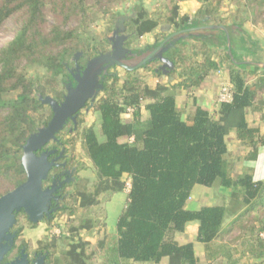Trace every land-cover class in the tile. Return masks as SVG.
I'll return each instance as SVG.
<instances>
[{
  "label": "trees",
  "instance_id": "trees-1",
  "mask_svg": "<svg viewBox=\"0 0 264 264\" xmlns=\"http://www.w3.org/2000/svg\"><path fill=\"white\" fill-rule=\"evenodd\" d=\"M115 1H0V27L11 16L24 15L15 38L0 49L1 196L26 180L21 160L23 146L40 126L33 112L41 111L45 106L50 109L39 96L50 95L58 78L64 84L67 79L74 82L69 73L72 63L67 57L69 53L75 56L82 44L78 28L68 27L69 22L84 23L96 10ZM167 1L170 12L165 21L174 31L210 23L224 25L229 30L230 50L225 31L212 30L218 34L190 37L195 40V49L201 59L192 54V50L184 49L187 39L179 40L176 47L164 53L175 64L169 74L180 70L176 83L159 82L150 86L133 75L135 70L127 71L122 84L118 85L121 77L106 75L101 91L103 96L95 103L101 114L104 139L100 141L92 127L83 133L97 181L93 191L79 190L76 197L82 208L98 203L105 193H110L109 201L115 193L125 189L124 177H131L127 204L117 221V234L108 235L100 243L106 264H161L164 260L166 264H199L194 244H180L176 240V235L183 234L192 221L199 224L197 241L204 245L207 264H213L218 258L224 261L222 264H238L239 259H234L228 246L217 245V240L234 228L241 229L242 219L250 213L264 211V179L255 180L252 168L234 178V159L229 154L227 138L234 133L247 150L241 158L243 161L258 160L260 148L264 147V131L250 123L248 110H264V68L235 58L233 45L237 46L239 41L245 43L246 38L237 39L233 30L240 29L247 20L253 24L264 21L261 18L264 0H247L252 17H245L235 26L224 23L225 18L215 9L222 0H200L204 7L197 17L182 13L180 2L183 0ZM135 11V17L125 22L127 29L131 25L134 38L154 32L160 25V18L149 16L143 6L136 7ZM49 12L56 20L51 25H48ZM222 44L225 53L219 51ZM82 49L87 60L102 53L96 47ZM23 61L46 68L50 77L44 84L27 77ZM226 61L230 63L234 87L232 101L218 104L215 115L201 106H196L187 116L181 113L176 106L177 92L199 87L211 70L220 69ZM85 62L79 60L78 63L83 66ZM259 70H262L260 74ZM160 73L161 70H154L155 75ZM252 77L255 80L249 84L248 79ZM15 92V97L8 99V95ZM52 97L61 100L62 94ZM143 101H148L149 116L145 121L140 111ZM128 106L136 108L131 121L124 120ZM49 119L43 121V125ZM131 136L135 138L133 143L120 141ZM196 184L209 188L218 185L230 190L228 203L203 205L198 209L189 207ZM53 217L54 214L45 220L51 221ZM229 217L232 219L225 225ZM260 221L259 229L251 228L248 237L242 241L243 253L253 259H264V220ZM83 228L90 229L91 225L73 227L72 231ZM86 244L80 241L71 245L66 252L69 264H87Z\"/></svg>",
  "mask_w": 264,
  "mask_h": 264
},
{
  "label": "rangeland",
  "instance_id": "rangeland-1",
  "mask_svg": "<svg viewBox=\"0 0 264 264\" xmlns=\"http://www.w3.org/2000/svg\"><path fill=\"white\" fill-rule=\"evenodd\" d=\"M1 1V0H0ZM186 1H193L195 6H200L196 8L195 6L188 5ZM217 1V0H213ZM198 2V4H197ZM247 0H222L220 6H215V9L220 12V15L225 18L224 23L230 26H235L242 21L245 17L251 15V8L247 5ZM191 4V3H190ZM200 4V5H199ZM181 10L183 8L184 14L191 12L192 17H197L200 14V9L204 7L200 0H183L180 2ZM143 6L149 16L159 17L161 20L158 28L152 32L145 34L140 38H131L127 41L126 46L132 49L144 50L149 46H152L156 42H160L165 35L174 31V28L170 25V29L165 32L161 31V26L167 24L165 21L166 15L170 12V4L167 0H116L112 5L98 9L94 12L92 17L88 18L84 23H78L77 20L69 22L68 27H76L79 31V42L83 47L98 48L99 51L105 52L111 49V43L106 41V39L113 35L115 29V23L119 17H130L132 14H136V7ZM264 19V7H262ZM194 12V13H193ZM48 25L56 22L53 15L49 12L47 15ZM24 19V15L21 13L15 14L8 18L3 25L0 27V49L7 46L16 36L19 27ZM128 19H125V22ZM258 24H253L251 20H247L242 23L240 29L233 30L237 39L240 37L246 38L245 43H237V46L233 45L234 56L239 61H248L256 63L261 69L264 68V21L260 20ZM124 22V25H125ZM237 23V24H235ZM212 24V23H210ZM130 25V24H128ZM234 29V28H233ZM128 30V31H127ZM131 25L126 28V33L132 34ZM186 51L192 50V54L199 56V52L195 49V40L192 38L187 39ZM243 44V46L241 45ZM179 47L183 45H178ZM78 52H82L79 60L85 62L87 57H83V49ZM225 53V45L222 44L219 47V51ZM227 52V51H226ZM68 60L74 66V55L69 53ZM199 59L201 57L199 56ZM23 71L27 77L39 81V83L44 84L50 77V72L41 66L22 62ZM161 65L160 61H153L147 66L139 68L133 74L138 76L142 82L147 83L150 86H155L157 83H176L179 81L180 70L175 71L173 74L167 73L166 76L161 74H154V70ZM230 63L226 61L224 65L216 71V74L211 76V80L216 86V89L220 88V84L225 81H231L230 78ZM113 73L117 77L122 79L118 80V85L122 84V80L127 76V71L121 67H113ZM262 70L258 71V74ZM210 75V73H209ZM255 78L252 77L248 79V83L252 84ZM55 82V89L50 92L51 96L66 93V85L63 83L61 78L57 79ZM218 83V84H217ZM15 93L8 95V99H13ZM178 94V92H177ZM218 95V93H217ZM103 96L100 92L95 101ZM147 101H143L141 106H144ZM129 107V106H128ZM126 107V109L128 108ZM134 107V106H130ZM217 107V106H216ZM192 109L191 112L192 113ZM126 112V111H125ZM212 115L216 114V110H212ZM50 109L45 106L41 111L33 112L34 117L38 119L39 127H43V121L50 118ZM144 116L142 115V118ZM132 114L125 113L124 120L131 121L133 119ZM80 124L78 130L73 134H68L67 131L61 132V137L65 139V144L67 148V153L69 154V164L76 165L77 171V182L68 186L65 191L71 192L72 194L66 196L63 202V207L54 214L51 221H46L45 219L38 223H31L27 221L26 216L17 215L19 219V225L17 226L21 231V236L26 239L30 247L34 248L37 245H48L52 251V259L50 264H69L66 252L71 248V245L80 241L86 242L85 246V256L87 258V264H106L105 252L100 246V243L108 235H116L117 231V220L120 214L124 211L127 204V190L118 192L111 203L108 202L110 193L102 194L99 197L98 203L89 206L88 208H82L79 206V200L76 197L79 190L93 191L95 183L97 181L96 169L94 168L85 148V140L83 133L85 129L92 127L99 137V140L104 139L101 132V114L99 110L96 109V104L88 109H82L80 114ZM248 119L250 123L254 126H259L262 131H264V110L263 111H253L248 110ZM125 138L123 141H127ZM229 146V154L234 159V164L232 167V174L234 178L242 175L248 171L247 166L243 165V160L241 159L247 152L240 142H237L234 136L227 138ZM262 159L264 157V152H262ZM261 171L264 174V160H261ZM264 176V175H263ZM264 179V178H263ZM126 176L124 177V181ZM208 189L210 198H202V204H218V203H228L229 197L220 194L219 186H212ZM230 191V190H229ZM126 193V194H125ZM1 196V194H0ZM194 204H191V208H195ZM232 217H229L225 221L227 225L231 221ZM264 220V211H258V213H250L242 219V228H234L228 234L220 237L217 240V245H226L232 251L234 259H239L238 264H264V259H253L249 258L247 254L243 253L242 241L246 239L249 235L251 228L259 229L261 226V221ZM90 224V229H79L78 231H72L73 227H79L81 225ZM257 232V230H255ZM263 237H264V233ZM22 238V239H23ZM224 261L221 258L213 261V264H222ZM138 264H152V263H138ZM199 264H207L205 259H202Z\"/></svg>",
  "mask_w": 264,
  "mask_h": 264
},
{
  "label": "water",
  "instance_id": "water-1",
  "mask_svg": "<svg viewBox=\"0 0 264 264\" xmlns=\"http://www.w3.org/2000/svg\"><path fill=\"white\" fill-rule=\"evenodd\" d=\"M125 19L120 17L115 25L113 35L109 37L111 49L107 52L87 60L83 70L77 63L82 52H77L74 56L76 65L72 70V77L75 83L66 84V93L62 102H58L52 96H39L44 104L51 106L53 116L47 126L39 127L32 133L23 146L22 164L26 172V180L13 190L0 196V264L5 254L11 249L16 232L11 229L17 222L16 215L24 211L30 222L38 223L45 218H50L57 210L52 207L53 201L60 200L61 195H57L58 190L67 183L62 181L58 186L56 182L45 187L44 182L48 179L49 173L56 160L61 158L65 149L61 151L58 158L49 160L53 151H43L37 154L48 142L56 138V134L62 130L69 119L77 122V113L89 101L93 106L98 94L103 89V80L108 75L111 67H121L126 71H135L153 61H160L161 65L156 71L161 70L163 76L175 69L172 60L164 56L170 48L176 47L181 39L196 37L200 34L210 35L212 30L221 29L227 34V43L230 50L229 30L224 25H203L178 31H173L153 50L132 49L126 46L131 34L126 33ZM170 29L169 24L161 26V31ZM131 57V59H130ZM256 64V63H255ZM6 264H25V257L22 260H15Z\"/></svg>",
  "mask_w": 264,
  "mask_h": 264
},
{
  "label": "flooded vegetation",
  "instance_id": "flooded-vegetation-1",
  "mask_svg": "<svg viewBox=\"0 0 264 264\" xmlns=\"http://www.w3.org/2000/svg\"><path fill=\"white\" fill-rule=\"evenodd\" d=\"M135 15L136 14H132L129 18L126 17L125 19L129 20V19L135 17ZM115 25H116V23H115ZM171 33H172V31L170 33H168L167 35H165L164 38H166ZM164 38L160 42H156L155 44H157V46H158V44H160L164 40ZM153 45L149 46L148 49L153 50L154 49ZM144 50H146V49H144ZM105 52H107V51H105ZM130 59H131V57H130ZM78 62H79V60L77 61V63ZM86 62L83 66H81L78 63L81 66V70L84 69ZM155 62H157V61H155ZM75 65H76V62H75ZM75 65L73 67L69 68V73L71 76H72V70H74ZM112 68L113 67L108 69V75H114L115 74V73H113ZM68 82H72V81L67 79V82L65 83V85ZM73 83H75V82H73ZM64 95H65V93L62 95L61 100H58V99H56V100L59 103L62 102L64 99ZM46 105H48V104H46ZM89 107H92V106L90 105V102L88 101L82 109H84V108L88 109ZM50 109L52 111L51 106H50ZM81 110H79L77 113V118H76L77 122L76 123L72 119H69L67 121V123L65 124L64 128L56 134V138L52 139L41 150L37 151V154H41L43 151H53V153L49 156V160H53V159L58 158L61 154V151L63 149H65L64 154L61 156V158L56 160V164L51 169L49 176H48V179L44 182V186L47 187V186L52 185L54 182H56V184L59 186L62 181H65V180L67 181V183L64 184L57 192V195H61L60 200L57 203L55 201H53L52 207H56L57 210L54 211L52 213V215L55 214L57 211H59L63 207V202L65 201L66 196L72 194L71 192L65 191V189L68 186L77 182L78 168L76 165H70L69 164V154L67 153L65 139L62 138L60 134H61V132L65 131V130L67 131L68 134H73L78 130L79 124H80L79 118H80ZM52 116H53V111H52L51 117L48 120L47 124L51 120ZM47 124L43 125V126H47ZM19 214L26 216L27 221L30 222L27 214L24 211L19 212L17 215H19ZM17 215H16L17 222L14 225V227L11 229V232H16V237L14 238V243H13L11 249L5 254L1 264L11 263L17 259L22 260L24 257H25V264H50L51 259H52V251L50 250L49 246L46 247V245H42V246L37 245L34 248L30 247L28 241L21 236V231L17 227L19 225V222H20L19 221L20 218H18Z\"/></svg>",
  "mask_w": 264,
  "mask_h": 264
},
{
  "label": "crops",
  "instance_id": "crops-1",
  "mask_svg": "<svg viewBox=\"0 0 264 264\" xmlns=\"http://www.w3.org/2000/svg\"><path fill=\"white\" fill-rule=\"evenodd\" d=\"M185 3H189L188 5L195 6L194 5L195 3H193V1H186L183 4H185ZM197 4H198V2H197ZM195 7L198 9L200 8V6H195ZM183 11H186V9L183 8ZM183 11H182V13H183ZM189 14L192 15L191 12ZM211 33L218 34V32H216V31L211 32ZM215 74H216V71L211 70L210 75H208V77L205 79V81L199 87L191 88L188 90H183L176 95V106L181 113H183L185 116H187L188 114H190L191 109L193 111L195 110L196 106H201V107L209 110L210 112H212V110H214V109L215 110L217 109V107H218V104H217L218 88L216 89V86H214V83L211 80V76L215 77V76H213ZM147 103H148V101L145 103L144 106H140L141 118L143 115L144 117L142 118V120H144V121L149 116V111L146 109ZM232 136H234L235 139L237 140L234 133H231L228 137H232ZM125 138H129V137H123L120 139V141L124 140ZM123 142H126V141H123ZM237 142H239V141L237 140ZM262 152H264V147L260 148L259 157H258L257 161H243L244 166H247V168H252L255 180H262L264 178V176H263L264 174L261 171V160H262V162L264 160V157L262 159V155H261ZM205 188H209V187H205V186L200 185V184H196L194 186L192 193H191V197L189 199V207L191 204L196 205V206H194L195 207L194 209H198L203 205H214V204H202V202H201L202 198L206 197L207 199H209L210 195H211L209 193L208 189H205ZM219 189H220V194L223 196V198L230 193V191L228 189H224L221 187ZM116 194L117 193H115L111 197V199L108 201L109 203L112 202V200ZM127 198H128V193H127ZM218 204H220V203H218ZM198 227H199L198 222H196V221L189 222L186 226L185 232L183 234H177L176 235V240L180 244L192 242L194 244L195 254L201 262L202 259L205 258V249H204V245L197 241ZM116 231H117V228H116ZM161 264H166V261L164 260Z\"/></svg>",
  "mask_w": 264,
  "mask_h": 264
},
{
  "label": "built area",
  "instance_id": "built-area-1",
  "mask_svg": "<svg viewBox=\"0 0 264 264\" xmlns=\"http://www.w3.org/2000/svg\"><path fill=\"white\" fill-rule=\"evenodd\" d=\"M233 93H234V87H233L232 82L230 80L222 82L220 84L219 92L217 95V104L225 103V102H231L233 99ZM135 110H136L135 107L129 106L126 109V113L134 115ZM134 141H135L134 136L129 137L127 140V142H129V143H133ZM125 189L127 190L128 193L131 189V177H129V176H126Z\"/></svg>",
  "mask_w": 264,
  "mask_h": 264
}]
</instances>
